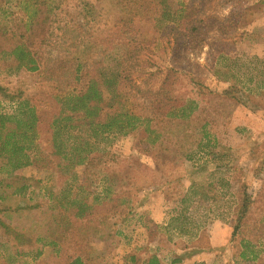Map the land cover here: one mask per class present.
Listing matches in <instances>:
<instances>
[{"label": "rangeland", "instance_id": "rangeland-1", "mask_svg": "<svg viewBox=\"0 0 264 264\" xmlns=\"http://www.w3.org/2000/svg\"><path fill=\"white\" fill-rule=\"evenodd\" d=\"M60 1L62 13L53 18L60 22L56 38L47 28L41 43L32 45L40 62L36 72L18 70L12 55L1 54L9 48L0 30V115L6 117L0 126V219L14 233L6 235L0 225V264H68L77 257L85 264H132L133 256L141 264L153 254L162 264H264V257L240 258L243 238L255 243L262 237L264 243V0L204 2L202 18L211 29L207 44L187 57L180 54L179 82L172 91L178 104L197 101L199 108L188 119L152 118L154 94H145L151 86L157 91L166 76L171 59L166 43L172 45L175 32L156 36L155 22L143 20L135 37L150 49L141 48L140 66L128 78H116L119 54L128 47L112 41L126 17L119 0H85L94 9V22L86 25L81 0ZM187 2L164 0L159 9L176 16ZM18 5L12 0L5 7L18 11L12 19L22 25ZM190 8L186 21L194 22ZM12 19L0 13V26L13 29ZM42 19L32 20L34 28ZM220 50L228 55L219 64L218 80L213 58ZM229 67L234 78L225 74ZM101 69L108 71L105 81ZM93 80L102 92V118L108 113V121L117 123L112 132L93 137V126L88 127L93 116L81 110L58 137L65 156L57 155L53 121L61 108L67 110L70 99H64L85 94ZM32 110L35 139L32 131L25 138L23 126L17 129L20 120L32 121ZM125 113L140 117L136 129L120 131L128 123ZM11 131L16 135L9 141ZM206 133L217 147L204 140ZM83 140L90 143L87 154ZM14 147L25 149L13 153ZM82 156L87 161L77 164ZM17 160L29 164L17 167ZM245 196L252 203L234 236ZM83 200L92 208L78 219L71 206ZM157 211L164 215L158 223ZM37 249L42 255L34 260ZM202 252L208 260L195 261Z\"/></svg>", "mask_w": 264, "mask_h": 264}, {"label": "trees", "instance_id": "trees-1", "mask_svg": "<svg viewBox=\"0 0 264 264\" xmlns=\"http://www.w3.org/2000/svg\"><path fill=\"white\" fill-rule=\"evenodd\" d=\"M12 0H0V13L3 15L9 16L10 19L18 11H13L12 13L9 12L8 7H5L7 3H10ZM164 1V0H162ZM161 0H119L122 16L121 20L122 26L116 32H113V42H118V47L127 44L128 47L125 49H121L122 53L119 54V59L117 64L119 65V72L116 75V78L126 79L128 78L130 71L140 66L141 62V48L150 49L144 47V42L140 41L138 36L141 34V25L142 21L148 22H155L153 28L154 33L161 35V37H166V34L169 32H175V41L171 44L166 43L167 49H169L170 55V66L165 69L166 76L161 83L160 88L157 91H154V87H149L150 89L145 92L147 97L151 94H154V101H151V109L153 110V117L156 116L160 117L162 115L165 118H182L188 119L190 118L194 112L199 108L197 101L193 99H187L184 103L178 104L180 100L176 101L172 97L173 87L177 85L179 82V78L176 76L180 72L177 66H180V54L183 56L189 55L194 53L195 51L199 50L200 47L202 48L205 44H207L208 40V33L211 29L204 25L203 21V10H204V2L206 0H188V2L183 7L176 11L175 14L172 11L163 10L160 11L159 7L161 5ZM4 2V3H3ZM79 5L82 7L84 12V16L82 17L83 23L88 24V22H94V19L91 18L93 14V7L90 3L86 2L85 0H81ZM19 11H21V15L23 16L21 23L22 25H16V19H12V24L16 26L13 29H6L8 28L7 25L0 26L1 35L5 38L9 51L7 49H3L1 54L3 56H13L15 61L17 62V68L20 69H27L31 72H36L40 69V62L38 58H36V53L32 50V45L36 44V42H40L41 33L44 32L48 28L50 32L51 38H56L55 28L56 26H60V22L58 19H53L56 16L61 15L62 13V3L60 0H19ZM46 6V11L43 10V7ZM194 10V13L197 16V19L194 22L186 21V14L187 10L191 9ZM242 11V9H239ZM181 12V13H180ZM28 17V19H26ZM43 18L41 22H39V26L34 28V21L36 18ZM188 17V16H187ZM239 17H241V13L239 12ZM140 23V24H139ZM76 26L79 22L74 23ZM224 29L221 27L218 31L222 32ZM131 37L127 38V35ZM46 35V34H45ZM155 36V37H156ZM47 37V36H45ZM44 37V38H45ZM157 38V37H156ZM41 43V42H40ZM159 46H157L158 48ZM226 51L220 50L215 52V57L213 58V73L218 80L221 78L218 76L220 74L219 64L225 61L227 57ZM172 60V62H171ZM227 60V59H226ZM151 62V61H150ZM148 64H145L147 66ZM102 77H104V81L107 80L108 71L105 69H101ZM228 77L234 78L232 73V68L229 67L228 72L225 73ZM149 77L155 76L154 73H149ZM152 81V80H151ZM117 84L118 81L116 80ZM147 86L151 85L150 83L146 84ZM232 86V84L230 83ZM99 84L97 81L93 80V86L88 88V91L83 95H78L71 99L70 97H66L64 100H69L66 103L67 110H63L61 108V112L56 116L53 121V147L55 149V153L57 155L65 156L64 150L60 151V148L63 146L65 148L64 143L58 140L61 132H63L64 127L66 128L70 122L74 121V118L78 115V112L81 110L87 109L86 114L89 116H93V122L90 121L88 127L93 126V137H98L101 133L112 132L113 125L117 123L114 121L113 123L109 122L107 117L110 114H105V117L102 118L101 113L104 110V106L102 105V92L99 90ZM138 89V87H135ZM3 89L0 87V91L2 92ZM4 96H7L6 94ZM10 100H13V97L7 96ZM93 100L92 107L90 106L91 101ZM62 101H59L61 103ZM33 119L31 122H22L21 120L17 123V129L20 128V134L25 136V138L30 137L27 135V132L32 131V139H35V119L36 115L34 110H32ZM126 117L128 118V123L124 124L120 127V131L123 132L124 130L130 131L137 128L139 121L141 120L140 117L133 115L132 113L127 114L125 113ZM88 117L82 118L84 121L87 120ZM65 126L61 127L62 124ZM6 117L0 115V126L1 128L5 127ZM207 123L204 124L206 126ZM76 127L75 123L70 125V129H74ZM77 127H80L77 125ZM206 128V127H205ZM204 128L205 132L206 129ZM16 131H11L8 135V140L10 141L12 138H15ZM204 140L209 142V145H213V147H217L218 144L216 143V139L209 137V134L206 133L203 135ZM9 141L5 142L7 148L10 146ZM16 144V143H14ZM60 144L61 147L59 146ZM90 143L83 140L81 146L86 151L85 147ZM25 148H17L14 147L13 153H20ZM88 151H86V154ZM87 158L85 156L80 157V160L77 164L85 163ZM17 167L26 166L29 162L21 163V160H17ZM142 196V195H141ZM96 199H94V202ZM105 203V202H104ZM252 201L248 197H244L241 201L240 208L238 209V217L236 222V227L234 231V236L237 235L238 229L241 227V221L243 218L246 217V214L249 212L250 205ZM106 204V203H105ZM130 204V203H129ZM139 205V204H138ZM73 207L75 211V217L78 219L84 218L88 213H90L92 206L89 205L88 201H75L71 208ZM95 209V208H93ZM177 220V219H176ZM0 225L5 227L6 235L10 236L14 233L9 230L8 227L4 226L0 219ZM9 232V233H8ZM11 232V233H10ZM22 236L19 233H16L14 239L17 242H21ZM262 237L257 239V242L254 243L252 239L243 238L241 240V251H240V258L244 261H253L256 262L264 257V243H261ZM55 242L47 243V245L51 246L54 245ZM37 254L34 257V260H37L42 255V250L37 249ZM30 253H32L30 251ZM20 252H17L15 255L19 256ZM132 264H136L137 259L133 256L131 257ZM68 264H85L80 257L73 259ZM141 264H162L159 257L156 254L151 255L147 260H144Z\"/></svg>", "mask_w": 264, "mask_h": 264}, {"label": "crops", "instance_id": "crops-1", "mask_svg": "<svg viewBox=\"0 0 264 264\" xmlns=\"http://www.w3.org/2000/svg\"><path fill=\"white\" fill-rule=\"evenodd\" d=\"M106 198H103L102 199V201H101V203H103V204H105L106 203ZM105 202V203H104ZM101 203H100V205H101ZM129 203H130V200H125L124 201V205H129ZM94 205V204H93ZM149 205H147V204H145V205H141V207L139 208V211L142 209V211H144V210H146V208L148 207ZM96 207V205L95 206H93V208H95ZM93 211H94V209H93ZM154 215V217H155V219H156V222L158 223V222H160V221H162V220H164V215H161L160 214V212L159 211H157L156 213H154L153 214ZM206 254V253H205ZM205 254H204V252H202V253H199V255H197L196 257H193V258H195V261L196 260H208L206 257H205ZM197 258V259H196ZM185 262H190V260H185Z\"/></svg>", "mask_w": 264, "mask_h": 264}]
</instances>
